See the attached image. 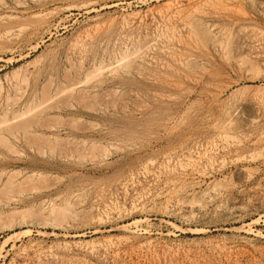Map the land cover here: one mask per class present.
I'll return each mask as SVG.
<instances>
[{"label":"rangeland","instance_id":"1","mask_svg":"<svg viewBox=\"0 0 264 264\" xmlns=\"http://www.w3.org/2000/svg\"><path fill=\"white\" fill-rule=\"evenodd\" d=\"M0 122V264H264L259 0H0Z\"/></svg>","mask_w":264,"mask_h":264},{"label":"bare ground","instance_id":"2","mask_svg":"<svg viewBox=\"0 0 264 264\" xmlns=\"http://www.w3.org/2000/svg\"><path fill=\"white\" fill-rule=\"evenodd\" d=\"M259 1H260V3H264V0H259ZM258 3H259V2H258ZM260 6H261V5H260ZM18 7H19V6H18ZM191 26H192V25H191ZM195 26H196V25H194V27H195ZM198 26H199V25H198ZM198 26H196V27H198ZM198 31H199V30H198ZM204 32H205V31H204ZM204 32H202V33H204ZM240 34H242V33H240ZM236 36L238 37V35H236ZM207 37H208V36H207ZM206 40H207V39H206ZM244 41H245V40H244ZM244 41H243V42H244ZM149 43H150V42H149ZM216 44H217V43H216ZM216 44H215V45H216ZM143 47H144V46H143ZM227 47H228V46H227ZM226 50H227V49H226ZM141 51H142V50H141ZM209 53H210V52H209ZM143 58H144V57H143ZM116 62H117V61H116ZM127 62H128V61H127ZM79 64H80V63H79ZM79 64H78V65H79ZM110 65H111V63H110ZM131 68H132V67H131ZM76 69H77V68H76ZM64 70H65V69H64ZM120 70H121V69H120ZM64 72H65V71H64ZM101 72H102V71H101ZM115 72H116V71H115ZM92 73H94V72H92ZM92 73H90V74H92ZM90 74H89V75H90ZM74 75L76 76V74H74ZM68 78H69V77H68ZM27 79H28V78H27ZM66 80H69V79H66ZM74 80H75V78H74ZM77 80H79V79H77ZM51 81H52V80H51ZM23 82H24V79H23ZM52 82H53V81H52ZM52 82H51V83H52ZM51 83H50V84L48 83V84L51 85ZM66 83H67V82H66ZM72 83H73V85L76 84V83L73 82V81H72ZM67 85H68V84H67ZM69 85H70V84H69ZM86 85H87V84H86ZM42 86H43V85H42ZM84 86H85V85H84ZM44 87H45V86H44ZM69 88H70V87H69ZM62 89H64V88H62ZM59 90H60V89H59ZM66 90H69V89L66 87L65 91H66ZM60 91H61V90H60ZM65 91H64V92H65ZM79 91H80V90H79ZM81 91H82V90H81ZM81 91H80V92H81ZM42 92H43V91H42ZM45 92H46V91H45ZM58 92H59V91H58ZM78 93H79V92H78ZM74 94H75V93H74ZM76 94H77V93H76ZM62 96L65 97L66 95H63V94H62ZM72 96H73V95H72ZM57 97H58V96H57ZM42 99H44V98H42ZM55 99H56V98H55ZM47 100H48V99H47ZM49 100H50V99H49ZM49 100H48V101H49ZM57 100H58V99H57ZM216 100H217V99H216ZM44 101H46V100H44ZM44 101H42V102H44ZM57 102H58V101H57ZM209 103H210V102H209ZM45 105H47V104H45ZM41 106H42V105H41ZM43 106H44V104H43ZM43 106H42V107H43ZM48 106H49V105H48ZM45 109H46V108H45ZM39 111H40V109H39ZM45 111H47V110H45ZM215 111H216V110H215ZM4 115H5V114H4ZM33 115H34V114H33ZM15 117H16V119H18L17 116H15ZM18 117H19V116H18ZM20 117H21V116H20ZM20 117H19V118H20ZM24 119H26V118H24ZM24 119H23V120H24ZM172 119H173V118H172ZM225 119H226V118H225ZM5 120H6V119H5ZM228 120H229V119H228ZM27 121H28V120H27ZM225 121H226V120H225ZM230 121H232V120H230ZM1 123H2V122H0V124H1ZM15 123H16V121H15ZM20 123H21V122H20ZM23 123H24V122H23ZM239 123H240V122H239ZM2 124H3V123H2ZM222 125H223V122H222ZM228 125H230V124H228ZM233 125H234V123H233ZM9 126H10V125H9ZM9 126H8V127H9ZM11 126H12V125H11ZM208 126H209V125H208ZM6 128H7V127H6ZM6 128H5V129H6ZM12 128H14V127H12ZM9 129H10V128H9ZM0 130H1V129H0ZM13 130H15V129H13ZM6 131L8 132V131H10V130H6ZM8 133H9V132H8ZM10 133H11V132H10ZM0 135H1V134H0ZM8 135H9V134H8ZM11 135H12V134H11ZM9 136H10V135H9ZM33 136H34V135H33ZM12 137H13V136H12ZM0 138H1V137H0ZM37 138H38V137H37ZM1 139H5V138L3 137V138H1ZM35 139H36V138H35ZM226 142H227V141H226ZM4 143H5V142H4ZM37 144H38V143H37Z\"/></svg>","mask_w":264,"mask_h":264}]
</instances>
